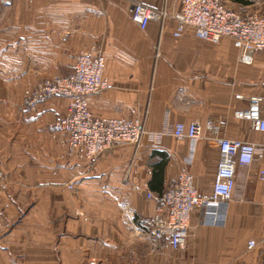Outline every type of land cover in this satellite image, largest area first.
Here are the masks:
<instances>
[{"label": "crops", "instance_id": "1", "mask_svg": "<svg viewBox=\"0 0 264 264\" xmlns=\"http://www.w3.org/2000/svg\"><path fill=\"white\" fill-rule=\"evenodd\" d=\"M142 1L172 14L182 4ZM129 9V0H0V264H264V249L248 248L264 234V133L235 116L251 96L264 98V55L244 65L231 40L211 44L191 28L176 38L172 19L142 30ZM92 48L108 84L87 98L92 115L138 120L147 132L139 148L117 144L95 161L71 153L52 127L70 99L22 109L38 82L71 75ZM191 121L203 138L176 139L175 124ZM207 121H225L219 136L255 144L257 156L238 166L223 223L195 210L186 245L174 250L152 235L165 211L146 193L162 194L188 171L198 194H212L220 152L205 138Z\"/></svg>", "mask_w": 264, "mask_h": 264}, {"label": "built area", "instance_id": "2", "mask_svg": "<svg viewBox=\"0 0 264 264\" xmlns=\"http://www.w3.org/2000/svg\"><path fill=\"white\" fill-rule=\"evenodd\" d=\"M129 3L131 20L142 30L150 22L162 26L167 19H172L176 22L174 37H181L186 28H191L197 38L211 44H219L223 39L231 40L244 65H252L256 56L264 55V16L258 13H241L223 0H182L180 11L173 14L165 8L150 7L142 0H129ZM103 71L102 52L92 48L76 57L71 75L38 82L22 104L23 111L34 113L51 98L70 99L66 115L57 119L52 127L68 135L71 153L81 150L92 161L117 144L129 143L139 148L147 133L145 123L138 120L96 118L92 115L87 98L107 89ZM261 85L264 88V76ZM236 98L243 99L240 95ZM235 116L248 121L252 131L264 133V98L251 96L248 106L237 111ZM225 125V121H207L205 124L212 134L205 138L220 152L211 195L197 193L188 171L180 172L162 194L146 193L147 200L157 202L165 211V214L153 217L152 235L156 239H167L174 250L186 245L190 217L195 210L200 211L206 223H223L226 208L233 197L238 166H249L256 159L255 144L219 136ZM202 130L199 122L191 121L175 124L172 133L176 139H188L194 144L203 138ZM259 178L264 181V171L260 172ZM3 221L4 211L0 207V230ZM256 247L264 249V234L260 241L249 242V249Z\"/></svg>", "mask_w": 264, "mask_h": 264}, {"label": "rangeland", "instance_id": "3", "mask_svg": "<svg viewBox=\"0 0 264 264\" xmlns=\"http://www.w3.org/2000/svg\"><path fill=\"white\" fill-rule=\"evenodd\" d=\"M252 3L248 7L233 6L228 4L230 7L240 10L241 13H251L255 12L264 16V0H250ZM228 43L221 45V47L227 48Z\"/></svg>", "mask_w": 264, "mask_h": 264}, {"label": "trees", "instance_id": "4", "mask_svg": "<svg viewBox=\"0 0 264 264\" xmlns=\"http://www.w3.org/2000/svg\"><path fill=\"white\" fill-rule=\"evenodd\" d=\"M228 4L229 1L233 6L248 7L252 2L250 0H223Z\"/></svg>", "mask_w": 264, "mask_h": 264}]
</instances>
